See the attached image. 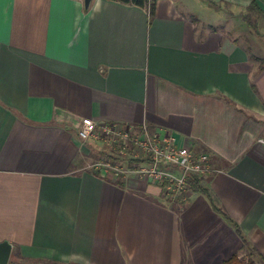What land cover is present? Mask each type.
Wrapping results in <instances>:
<instances>
[{
  "label": "crops",
  "instance_id": "obj_1",
  "mask_svg": "<svg viewBox=\"0 0 264 264\" xmlns=\"http://www.w3.org/2000/svg\"><path fill=\"white\" fill-rule=\"evenodd\" d=\"M198 1L0 0L9 264H264V48L217 26L264 20V0ZM85 118L165 130L212 171L175 197L94 172L110 150L79 137Z\"/></svg>",
  "mask_w": 264,
  "mask_h": 264
},
{
  "label": "built area",
  "instance_id": "obj_2",
  "mask_svg": "<svg viewBox=\"0 0 264 264\" xmlns=\"http://www.w3.org/2000/svg\"><path fill=\"white\" fill-rule=\"evenodd\" d=\"M82 140L92 139L109 148L110 157L94 162L90 169L116 178L134 174L170 197L187 194L189 178L212 171L209 155L177 144L173 134L140 125L99 123L85 118L78 130Z\"/></svg>",
  "mask_w": 264,
  "mask_h": 264
},
{
  "label": "rangeland",
  "instance_id": "obj_3",
  "mask_svg": "<svg viewBox=\"0 0 264 264\" xmlns=\"http://www.w3.org/2000/svg\"><path fill=\"white\" fill-rule=\"evenodd\" d=\"M196 5H197L196 8L199 10L203 8V6H201L202 5L201 1L197 0ZM220 16L221 14L213 15V17L209 18L212 20L210 22L207 21L206 24L216 26L218 23L222 22V21L219 22L220 20H223V17ZM243 17L242 16L241 18L231 17L229 20H227L228 23H226L225 25L218 24L217 26L218 27L223 26L222 27L224 29L223 34H225L226 37L230 36V38H237L244 45H247L246 44L247 41L249 42L248 44H251L253 47L255 45H258V47L264 48V20L254 15L253 11L248 13L247 16L243 15ZM255 33H257L258 36ZM21 264H52V263L26 262Z\"/></svg>",
  "mask_w": 264,
  "mask_h": 264
},
{
  "label": "trees",
  "instance_id": "obj_4",
  "mask_svg": "<svg viewBox=\"0 0 264 264\" xmlns=\"http://www.w3.org/2000/svg\"><path fill=\"white\" fill-rule=\"evenodd\" d=\"M124 3L134 4L142 7H149L150 11L154 8V5L156 1L158 0H117ZM198 187L197 183L195 184V188ZM201 190V188H199ZM48 263L57 264L54 261H47ZM223 264H257V262L254 259H244L239 258L238 256L234 255L227 261H225Z\"/></svg>",
  "mask_w": 264,
  "mask_h": 264
},
{
  "label": "water",
  "instance_id": "obj_5",
  "mask_svg": "<svg viewBox=\"0 0 264 264\" xmlns=\"http://www.w3.org/2000/svg\"><path fill=\"white\" fill-rule=\"evenodd\" d=\"M84 7L87 9L92 0H83ZM12 245L8 241L0 242V264H9Z\"/></svg>",
  "mask_w": 264,
  "mask_h": 264
}]
</instances>
